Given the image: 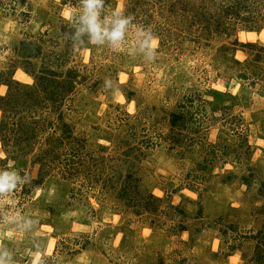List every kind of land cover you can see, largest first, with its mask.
<instances>
[{
  "label": "rangeland",
  "instance_id": "obj_1",
  "mask_svg": "<svg viewBox=\"0 0 264 264\" xmlns=\"http://www.w3.org/2000/svg\"><path fill=\"white\" fill-rule=\"evenodd\" d=\"M233 3L102 0L94 33L85 0H0V264H257L264 0Z\"/></svg>",
  "mask_w": 264,
  "mask_h": 264
},
{
  "label": "trees",
  "instance_id": "obj_2",
  "mask_svg": "<svg viewBox=\"0 0 264 264\" xmlns=\"http://www.w3.org/2000/svg\"><path fill=\"white\" fill-rule=\"evenodd\" d=\"M252 1V0H251ZM233 4L228 7V9L232 8L234 11H240V10H243V8H247L248 7L245 5L246 3L248 4L249 3V0H233ZM256 4H254V2H251V5H248L249 6V10L250 9H253L254 6ZM227 9V10H228ZM240 14V13H239ZM239 15H237L238 17ZM74 71H70L69 74H73L74 75ZM60 76L58 73L54 72L53 70L51 71H46L45 74L39 78H37L39 81H40V84L41 86L44 88H48V101L51 100L52 98L53 99H56L57 96H60L62 95L63 96V92H69L73 87L74 85V82L73 81H69L67 82L66 80H63V81H60ZM68 78H72V77H68ZM67 83V84H66ZM11 84L13 85H18L20 86V84L18 83H14L11 81V83H8L6 84V86L9 88H11ZM66 84V87H64V85ZM54 87H60V91L59 92H55L54 91ZM23 91L21 92V95H26V93L24 92V90L27 92V93H32L34 90H35V87H22ZM25 100H28L26 97L24 98ZM0 100L6 102L8 101V95L7 96H4V97H0ZM10 110L11 111H14L13 107L9 106ZM16 109V107H15ZM11 111L10 114L12 113ZM175 117H177L176 115H174ZM4 125V123H2V125L0 127H2ZM65 127V126H64ZM68 127H65V129H67ZM60 140V138H58ZM57 138L55 139V141L58 140ZM61 141L62 142H67L68 145H70L72 142L74 141H78L76 139H73L72 135L70 134V132L68 130H65L63 132V135L61 137ZM67 158H69L66 162H69L70 160H74L76 161L74 163V161L72 163H67L66 162L64 163V165L62 166V168L64 169V172L68 171L70 173H73V172H77L79 171L80 169V166L84 163H86L85 161H83L81 159V157L78 155V154H75L73 155V157H69V155L67 154ZM55 160L56 157L54 158ZM70 168H73V169H70ZM261 185V188L264 189V182L260 184ZM264 198V196H263ZM157 200L156 198H154L152 195H148V200ZM145 204V203H144ZM145 205H151V202L149 201L148 203H146ZM159 206L158 204L155 205V208L157 209ZM154 208V209H155ZM150 210V209H149ZM263 211V214H264V208L262 209ZM180 214H182V212H180ZM183 215V214H182ZM180 231H183L184 230V227L182 225H177L176 226ZM250 239H252L253 241H255L254 243V259H256L257 261V264H264V220L262 222V226L260 227V230L257 232L256 235H254V237H251Z\"/></svg>",
  "mask_w": 264,
  "mask_h": 264
},
{
  "label": "clouds",
  "instance_id": "obj_3",
  "mask_svg": "<svg viewBox=\"0 0 264 264\" xmlns=\"http://www.w3.org/2000/svg\"><path fill=\"white\" fill-rule=\"evenodd\" d=\"M100 4H102V0H85V7L88 12L91 13V15L88 18V24L91 27V30L96 33L99 29L98 26L96 25V14L91 12V10L94 7H99ZM127 23V21H120L115 30L110 34L112 39H118L122 35V30L124 25ZM150 47H156V38H153L149 42Z\"/></svg>",
  "mask_w": 264,
  "mask_h": 264
}]
</instances>
